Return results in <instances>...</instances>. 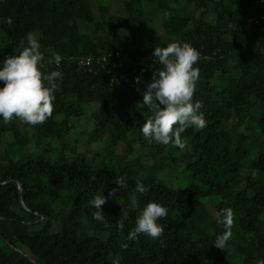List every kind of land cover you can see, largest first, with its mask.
<instances>
[{
    "label": "trees",
    "instance_id": "obj_1",
    "mask_svg": "<svg viewBox=\"0 0 264 264\" xmlns=\"http://www.w3.org/2000/svg\"><path fill=\"white\" fill-rule=\"evenodd\" d=\"M249 2L0 0V65L32 33L45 58L41 70L63 76L45 123L5 124L0 117V264H112L117 254L119 264L264 260V20L247 22L255 13ZM174 41L200 52L193 102L203 103L207 121L181 134L183 149L150 144L140 131L153 115L142 93L162 67L152 53ZM56 53L59 68L48 63ZM86 58L89 66L79 63ZM118 59L127 67H114ZM84 104L93 106L89 120L102 152L79 149L86 131L70 137ZM31 143L40 150L35 157L27 154ZM50 152L57 158L46 159ZM121 176L127 188L109 197L103 222L94 220L84 206L102 188L107 197ZM173 177L194 182L173 187ZM137 179L150 190L135 192ZM150 201L168 209L158 221L163 236L129 240ZM207 204L234 210L226 250L214 246L225 229Z\"/></svg>",
    "mask_w": 264,
    "mask_h": 264
},
{
    "label": "clouds",
    "instance_id": "obj_2",
    "mask_svg": "<svg viewBox=\"0 0 264 264\" xmlns=\"http://www.w3.org/2000/svg\"><path fill=\"white\" fill-rule=\"evenodd\" d=\"M9 23L11 19L9 18ZM18 55H8L0 66V117L5 124L19 120L22 124L32 126L45 123L54 112L55 92L59 89L58 80H62L59 70L43 72L44 55L40 51L41 45L32 34H27V46L20 42ZM152 55L155 61L162 66L152 74L151 82L143 91V105L152 112V116L145 120L140 128L143 138L148 143H157L164 146H175L183 149L185 141L181 134L189 127L203 129L207 121L200 109L201 101L193 102L196 85L200 78V69L195 65L200 60V52L188 42H170L166 47H155ZM62 57L56 53L48 61L55 62L57 68ZM140 83V77H136ZM139 90V89H138ZM118 187L102 195L104 188L100 189L89 200L90 207L96 211L91 213L96 221L103 222L105 214L102 206L109 197H114L119 189H126L123 176L115 182ZM150 189L139 179L136 180L135 192L146 193ZM130 203L136 207L138 200L135 194H129ZM168 209L160 203L150 201L142 209L135 220V226L128 232L129 240H136L140 235L151 239H160L164 234V227L158 223L166 218ZM218 224L223 225L225 231L216 236L214 246L226 250L228 241L232 238V229L235 225V213L232 208H224L216 213ZM117 229L123 232V221L117 223ZM123 249L127 244H122ZM117 254L112 264H119ZM256 264H264L258 260Z\"/></svg>",
    "mask_w": 264,
    "mask_h": 264
},
{
    "label": "rangeland",
    "instance_id": "obj_3",
    "mask_svg": "<svg viewBox=\"0 0 264 264\" xmlns=\"http://www.w3.org/2000/svg\"><path fill=\"white\" fill-rule=\"evenodd\" d=\"M160 21V18H158L156 21H155V24H157V25H159V28H160V26H161V23L159 22ZM160 23V24H159ZM82 31L83 32H86L85 31V29H82ZM158 31V30H157ZM84 109H85V113H84V115L80 118V119H78V120H76L77 122H76V125H75V128H74V130L72 131V135L70 136V137H73L74 135H80V134H82V132H84V131H86V134L85 135H83V136H79V142L81 143V146H80V150H86V149H91L92 150V152H97V151H103L104 150V147H100V146H97L96 145V143H95V141H94V139H93V137H94V133L92 132V130H91V123H90V120H89V117H90V110L92 109V105H86V104H84ZM88 132V133H87ZM6 136H8V135H6ZM87 137H88V140H89V144L90 145H87V143H85L86 142V139H87ZM8 138V137H7ZM135 145V147H136V144H134ZM134 147V146H133ZM26 149H27V154H29L31 157H35V156H37L38 154H40V150L39 149H36L35 147H34V145H33V143H31V144H29L27 147H26ZM121 151V149L120 148H118L117 149V152H120ZM91 153V152H90ZM45 157H46V159H48V160H53V159H55V158H57V153H53V152H50V153H47V154H43ZM16 157L17 156H13L12 157V159H16ZM245 171H243V173H244ZM176 174H174V176H175ZM174 178V177H173ZM189 182H194V180H192L191 178H188V177H185V178H182V177H175L174 178V180L172 181V186L173 187H181V186H185L187 183H189ZM168 183V182H167ZM170 183V182H169ZM168 183V184H169ZM218 198H220L219 196H218ZM217 198H215V200H216ZM110 203V199L108 198L107 199V202L102 206V208L105 206V205H107V204H109ZM206 208L209 210V213L211 214V216H216V213H217V210H216V208L215 207H212V206H210V205H208L207 204V206H206ZM84 209L85 210H90L91 212H93V211H96V209H95V207H90V205L88 204V205H86V206H84ZM258 253V252H257ZM259 253H261V252H259ZM262 254H264V253H262Z\"/></svg>",
    "mask_w": 264,
    "mask_h": 264
},
{
    "label": "built area",
    "instance_id": "obj_4",
    "mask_svg": "<svg viewBox=\"0 0 264 264\" xmlns=\"http://www.w3.org/2000/svg\"><path fill=\"white\" fill-rule=\"evenodd\" d=\"M250 4V8L253 10L252 15L248 16L247 18V22L249 23H259L262 20H264V0H250L249 2ZM116 57H119L118 53H116ZM105 58H103L104 60ZM80 64L84 65V66H89V64L91 63V59L90 58H86L85 60H80L79 61ZM3 63H1L0 66H2ZM140 64L141 65H146L145 60L141 59L140 60ZM114 67H127L126 65V61L122 60V59H118L116 62L113 63Z\"/></svg>",
    "mask_w": 264,
    "mask_h": 264
},
{
    "label": "water",
    "instance_id": "obj_5",
    "mask_svg": "<svg viewBox=\"0 0 264 264\" xmlns=\"http://www.w3.org/2000/svg\"><path fill=\"white\" fill-rule=\"evenodd\" d=\"M18 186H19V183H18ZM19 188H20V186H19Z\"/></svg>",
    "mask_w": 264,
    "mask_h": 264
}]
</instances>
